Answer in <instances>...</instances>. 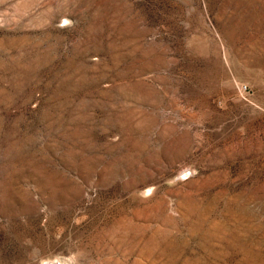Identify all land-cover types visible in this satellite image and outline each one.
Wrapping results in <instances>:
<instances>
[{
    "label": "rangeland",
    "instance_id": "rangeland-1",
    "mask_svg": "<svg viewBox=\"0 0 264 264\" xmlns=\"http://www.w3.org/2000/svg\"><path fill=\"white\" fill-rule=\"evenodd\" d=\"M264 264V0H0V264Z\"/></svg>",
    "mask_w": 264,
    "mask_h": 264
},
{
    "label": "bare ground",
    "instance_id": "bare-ground-1",
    "mask_svg": "<svg viewBox=\"0 0 264 264\" xmlns=\"http://www.w3.org/2000/svg\"><path fill=\"white\" fill-rule=\"evenodd\" d=\"M50 264H57V263L56 262L55 263L53 262V263H50Z\"/></svg>",
    "mask_w": 264,
    "mask_h": 264
}]
</instances>
